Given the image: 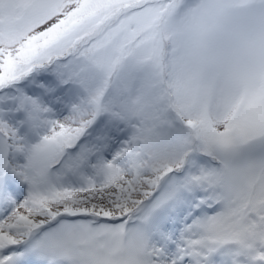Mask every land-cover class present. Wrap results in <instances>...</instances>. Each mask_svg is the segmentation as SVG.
Wrapping results in <instances>:
<instances>
[{"label":"snow or ice","instance_id":"obj_1","mask_svg":"<svg viewBox=\"0 0 264 264\" xmlns=\"http://www.w3.org/2000/svg\"><path fill=\"white\" fill-rule=\"evenodd\" d=\"M0 264H264V0H0Z\"/></svg>","mask_w":264,"mask_h":264}]
</instances>
